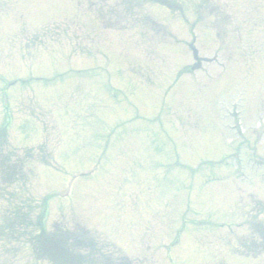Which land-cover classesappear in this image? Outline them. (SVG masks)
<instances>
[{
	"label": "rangeland",
	"instance_id": "1",
	"mask_svg": "<svg viewBox=\"0 0 264 264\" xmlns=\"http://www.w3.org/2000/svg\"><path fill=\"white\" fill-rule=\"evenodd\" d=\"M3 122L0 264H264V0H0Z\"/></svg>",
	"mask_w": 264,
	"mask_h": 264
},
{
	"label": "trees",
	"instance_id": "2",
	"mask_svg": "<svg viewBox=\"0 0 264 264\" xmlns=\"http://www.w3.org/2000/svg\"><path fill=\"white\" fill-rule=\"evenodd\" d=\"M7 121H8V119H7ZM6 138H7V127H6V122H4L2 125H0V152H2V147L7 145V141H6L7 139ZM42 161L46 164L49 163V159H48V161L44 160V159ZM2 164H3V161H1V167H0V171H3L2 176L4 178L7 177V179L8 178L12 179V176H14L13 175L14 168L17 166V165H15L16 163L12 164V166H10V167H8L6 165H5L6 167H3L4 165H2ZM45 203L43 205H45ZM60 232H61V229H58L57 231L52 233V235H53L52 238H41L40 239L41 241L39 244V246L41 248L40 251H42V252L46 251L47 255H49V257L52 261H56V260L60 259L61 256L64 257V261L66 259H68V261H70L73 257V254L69 253V251H67V250H64L63 244L65 242H63V239H62L63 236L61 234L63 232H61V233ZM77 246L80 249L81 246H79L78 244H77ZM83 247H86V245H83ZM87 247L90 249L89 246H87ZM244 247H246L245 244H244ZM262 247L264 249V246H262ZM83 263L84 262L81 260V261H77L76 264H83Z\"/></svg>",
	"mask_w": 264,
	"mask_h": 264
},
{
	"label": "water",
	"instance_id": "3",
	"mask_svg": "<svg viewBox=\"0 0 264 264\" xmlns=\"http://www.w3.org/2000/svg\"><path fill=\"white\" fill-rule=\"evenodd\" d=\"M193 54H194V57L196 58V56H197V51L195 50V49H193ZM198 63L194 66V67H198Z\"/></svg>",
	"mask_w": 264,
	"mask_h": 264
}]
</instances>
